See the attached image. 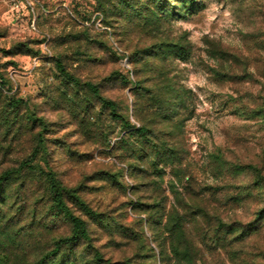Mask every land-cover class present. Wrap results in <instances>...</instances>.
I'll list each match as a JSON object with an SVG mask.
<instances>
[{
	"label": "rangeland",
	"instance_id": "rangeland-1",
	"mask_svg": "<svg viewBox=\"0 0 264 264\" xmlns=\"http://www.w3.org/2000/svg\"><path fill=\"white\" fill-rule=\"evenodd\" d=\"M146 1L0 0V177L33 157L87 222L90 241L49 264H264V188L248 167L264 173V0H197L186 15ZM15 172L0 196V264H33L72 225L44 176Z\"/></svg>",
	"mask_w": 264,
	"mask_h": 264
},
{
	"label": "trees",
	"instance_id": "trees-1",
	"mask_svg": "<svg viewBox=\"0 0 264 264\" xmlns=\"http://www.w3.org/2000/svg\"><path fill=\"white\" fill-rule=\"evenodd\" d=\"M121 1L124 2L128 8L138 11L137 6L129 5L128 0H121ZM175 1H177V4H174V3L172 4L170 3L169 0H147L144 5L146 9L150 10V12L155 14L157 13L155 9H157L162 15H169V14L174 15L175 13L180 14L182 9H186L185 15L186 13L191 14L194 12L195 7L197 6V3H196L197 0H175ZM159 49L165 51L167 49H172V48L162 46V47H159ZM160 55H165V54H135L133 55L132 59L133 61H136L137 57H143L145 62L149 63L150 58L160 56ZM173 55L179 56L183 59H187L190 56V54H188L187 51H185L181 45H176V44H173ZM58 65L61 66L60 63ZM61 69L64 70L63 68ZM2 77L3 76L0 73V78H1L0 81L4 84L6 80L2 79ZM67 77L68 79H70L69 81L71 84L75 85L76 87L81 86V81L77 79L76 77L70 76L68 74H67ZM121 79L124 80L125 82H131V80L129 79V76L126 77L122 75ZM87 85L93 91V94L96 95L100 99L102 104L109 109L111 116L115 120H118L122 123V125L125 127V130H127V132H130L131 134H138L145 140L149 139L148 127L143 126V125L137 127L136 125H133L129 121V119L124 118L118 112V106L115 101H112L110 99H107L101 96L96 85L92 83H88ZM3 86H5V84ZM138 86L139 85L137 84L136 88H138ZM8 97L10 100L8 102V107L13 108V109H19V107L21 106V101H19L16 98H13L12 96H8ZM182 98H183L182 93L176 88L173 89V100L176 101L177 99H182ZM7 111L10 114H14V113H11L9 109ZM18 117H19V114H15L14 117L11 119V121L8 118L5 125L8 127L12 126L17 121ZM32 118L34 122L37 120V118L34 117L33 114H32ZM21 125H23L22 121H21ZM121 139L124 141L125 136L122 135ZM32 158H29L25 160L24 162H22L21 163L22 166H20L21 168L19 171L18 170H12V171L7 170L1 175L0 177V196L2 195V192L4 191L6 182L15 175L16 173L15 171L20 172L21 170L26 168L28 169V171L32 173L36 172L40 174L41 176H44V180L46 182V188L50 194V198L52 201V205H51L52 208L55 209L56 214L67 219L72 225V234L70 236H65V237H62L56 240L54 244V248L50 250L49 252H47L45 255H43L38 261L33 263V264H49L53 262L54 259L61 254L64 247H71L72 245L77 244V242L80 240H84L85 242L90 241L91 239L90 231L88 229L87 222L83 220L81 217L77 216L67 204L66 189L64 188L60 180L55 175V172H53L51 168L44 169L43 167H39V165L33 164L34 161ZM248 167L254 170V173L258 179V181L255 182V185H257L259 188H264L263 170L251 164H249ZM72 197L74 198L75 202L78 205H80L82 209L86 211L91 217L95 218L97 221H102L103 216L101 215V213H98L95 210H93L84 201V199L81 198L79 194H72ZM257 218H258V221L264 220V208L261 209V211L258 213ZM223 227H226V226L224 225ZM227 227H228V230L232 228L230 226H227Z\"/></svg>",
	"mask_w": 264,
	"mask_h": 264
}]
</instances>
